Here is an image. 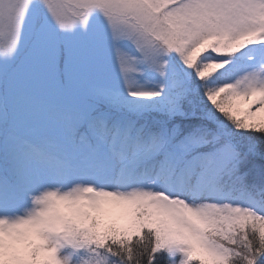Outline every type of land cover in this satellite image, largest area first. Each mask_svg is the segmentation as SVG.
<instances>
[{
	"label": "snow or ice",
	"instance_id": "snow-or-ice-1",
	"mask_svg": "<svg viewBox=\"0 0 264 264\" xmlns=\"http://www.w3.org/2000/svg\"><path fill=\"white\" fill-rule=\"evenodd\" d=\"M0 39V264H264V0H0Z\"/></svg>",
	"mask_w": 264,
	"mask_h": 264
},
{
	"label": "rangeland",
	"instance_id": "rangeland-1",
	"mask_svg": "<svg viewBox=\"0 0 264 264\" xmlns=\"http://www.w3.org/2000/svg\"><path fill=\"white\" fill-rule=\"evenodd\" d=\"M46 15V13H45ZM90 31L93 32L96 38L107 40V29L105 27V22L103 18L99 14H94L92 18V23L90 25ZM4 41L0 39V44ZM122 47L132 56L137 55L135 49L132 47L131 44L125 42ZM243 59L239 60L238 63H243ZM175 70L180 71L182 70V65L179 62L175 63ZM97 73L100 77V85L102 87H109L113 78L118 80V76L116 73L115 64L111 61L109 55L105 54L102 60L100 61L97 67ZM159 77L155 76L152 73H143L138 74L135 76V80L142 84L146 88H153L158 81ZM123 91V88L120 89Z\"/></svg>",
	"mask_w": 264,
	"mask_h": 264
}]
</instances>
